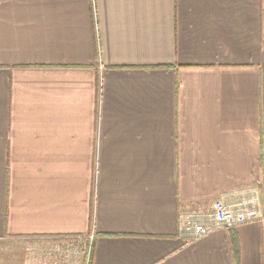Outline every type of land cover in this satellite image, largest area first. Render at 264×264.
Wrapping results in <instances>:
<instances>
[{
	"label": "crops",
	"instance_id": "1",
	"mask_svg": "<svg viewBox=\"0 0 264 264\" xmlns=\"http://www.w3.org/2000/svg\"><path fill=\"white\" fill-rule=\"evenodd\" d=\"M0 264H264V0H0Z\"/></svg>",
	"mask_w": 264,
	"mask_h": 264
},
{
	"label": "built area",
	"instance_id": "2",
	"mask_svg": "<svg viewBox=\"0 0 264 264\" xmlns=\"http://www.w3.org/2000/svg\"><path fill=\"white\" fill-rule=\"evenodd\" d=\"M259 201L257 193L247 200L235 204H225L221 200H215L211 204L209 223H201L191 215H184L181 223V233L188 241H196L218 228L232 230L236 227L253 222L259 216ZM79 239V237H78ZM93 236L88 238L89 247L87 252V263L89 261L90 246Z\"/></svg>",
	"mask_w": 264,
	"mask_h": 264
},
{
	"label": "trees",
	"instance_id": "3",
	"mask_svg": "<svg viewBox=\"0 0 264 264\" xmlns=\"http://www.w3.org/2000/svg\"><path fill=\"white\" fill-rule=\"evenodd\" d=\"M232 247H233V255H234L235 261L238 262L239 251H238L237 241H236V238L234 236L232 238Z\"/></svg>",
	"mask_w": 264,
	"mask_h": 264
}]
</instances>
